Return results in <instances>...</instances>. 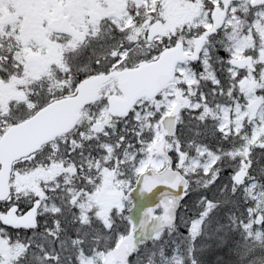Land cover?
<instances>
[{
	"label": "snow or ice",
	"instance_id": "1",
	"mask_svg": "<svg viewBox=\"0 0 264 264\" xmlns=\"http://www.w3.org/2000/svg\"><path fill=\"white\" fill-rule=\"evenodd\" d=\"M0 264H264V0H0Z\"/></svg>",
	"mask_w": 264,
	"mask_h": 264
}]
</instances>
